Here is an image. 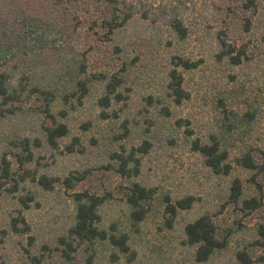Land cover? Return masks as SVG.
I'll return each mask as SVG.
<instances>
[{
  "label": "rangeland",
  "instance_id": "374dc122",
  "mask_svg": "<svg viewBox=\"0 0 264 264\" xmlns=\"http://www.w3.org/2000/svg\"><path fill=\"white\" fill-rule=\"evenodd\" d=\"M116 1L136 13L110 33L122 15L103 0H0V37L10 30L15 43L0 59V78L18 95L7 103L0 97V264H240L241 252L264 264L256 244L264 226V0ZM174 17L188 28L184 40L169 27ZM35 46L44 49L30 54ZM179 60L196 67L176 66ZM173 69L187 93L180 104L168 90ZM114 77L119 99L103 107ZM59 125L67 134L52 144L46 130ZM212 138L228 155L227 176L192 147ZM130 153L138 174L122 176L115 155ZM245 154L256 170L236 163ZM234 179L240 200L259 199L257 209L229 200ZM134 183L154 191L136 226L126 204ZM74 193L104 199L98 227L127 234L134 256L107 242L74 243L65 261ZM189 197L188 209L174 216L167 209ZM203 216L225 246L199 262L184 229Z\"/></svg>",
  "mask_w": 264,
  "mask_h": 264
},
{
  "label": "trees",
  "instance_id": "16d2710c",
  "mask_svg": "<svg viewBox=\"0 0 264 264\" xmlns=\"http://www.w3.org/2000/svg\"><path fill=\"white\" fill-rule=\"evenodd\" d=\"M108 2L113 9V12L116 14L120 12L122 16L115 17L109 23V32L112 33L117 28L123 26L136 12L130 5H126L125 3H120L116 0H103ZM252 4V3H251ZM165 17L168 15L164 14ZM147 17V14L143 15ZM118 20H121L118 22ZM21 22V21H20ZM23 28L28 27L26 21L21 22ZM169 27L172 29L174 34L180 40H184L188 37V28L183 25L181 19L174 17L173 19H169ZM23 29V31L25 30ZM1 30V29H0ZM1 32V31H0ZM11 34V31L3 32V37L0 39L6 38V40H0V59L5 61L7 55H12V50L15 46L14 42H11V38L8 37ZM223 41H221L222 44ZM225 46V45H222ZM42 46H35L30 49V54L37 50H43ZM38 48V49H37ZM225 48V47H224ZM34 49H37L34 51ZM233 52L229 49L227 51H222V55H231ZM24 55H27L23 53ZM176 66H181L184 69H193L196 67L195 63L189 61L179 60L176 63ZM104 78V77H101ZM120 80L114 77V82L111 80L106 84V95L101 99V105L103 107H108L112 98H118L115 96L116 88L119 86ZM183 78L177 70L173 69L170 72V81L168 83V90L170 97L173 99L175 104H180L183 100L187 98V93L184 91L183 87ZM82 90L85 93L86 88L84 84L81 85ZM0 97L3 99L4 103L15 101L18 98L16 95V91L14 89L10 90V85L7 83V80L4 74H1L0 78ZM3 117V112H0V118ZM47 138L49 142L54 144L55 140L58 138H62L66 136L67 129L63 125H59L55 128L47 129ZM193 149L197 151L202 157L205 159V164L211 168V170L217 175L227 176L231 172V165L226 163V159L228 155L225 150H222L220 147V143L212 138L210 144H201L199 141H194L192 145ZM140 152H146L143 150ZM117 156L120 161V165L118 168V173L122 176H136L138 174V159L134 158V154L130 153V155L126 157ZM134 163V167L132 170L127 169V165L129 163ZM236 163L250 171L256 170L257 166L253 164L252 159L249 154H245L240 158L236 159ZM40 184L44 185L47 190L51 188L50 180L46 178H42ZM154 191L152 189H146L140 186L137 183L132 184L130 193L126 197V204L130 208L129 219L132 225L136 226L145 218V210L143 205L153 198ZM73 200L76 205V215H75V224L69 230V239L70 242L62 241V244L65 246V249L61 252L65 261H70V254L75 251L76 247L74 243L78 246L84 243L94 244L96 242H107L110 244L112 248L117 250L121 255L134 256V253L130 251L128 245V235L125 233L116 234V233H108L107 231L100 229L98 227V208L103 204L104 199L95 196L89 195L87 193H74ZM242 190H241V182L239 179H234L232 181L229 193V200L235 204H239L241 202L242 210L246 212L253 211L257 209L261 203L260 200L252 197L247 200L241 201ZM192 204V198H187L183 201H178L176 205H172L170 203L167 204V209L174 216L176 212V208L180 210L188 209ZM185 236L187 238V242L189 245L197 246L196 251V260L199 262L207 261L216 251L224 248V244L219 242L216 239V230L208 216H203L193 223H189L185 226L184 229ZM258 236L259 239L256 241V244L264 248V226H260L258 228ZM114 260L118 259L117 255H112ZM240 264H251V261L248 260V257L245 253H238L237 255ZM132 259V258H130Z\"/></svg>",
  "mask_w": 264,
  "mask_h": 264
}]
</instances>
